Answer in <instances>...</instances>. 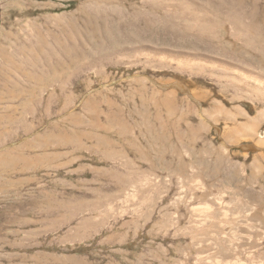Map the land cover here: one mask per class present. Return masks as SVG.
Instances as JSON below:
<instances>
[{
	"label": "rangeland",
	"instance_id": "374dc122",
	"mask_svg": "<svg viewBox=\"0 0 264 264\" xmlns=\"http://www.w3.org/2000/svg\"><path fill=\"white\" fill-rule=\"evenodd\" d=\"M222 71L264 80V0H0V264H264V96Z\"/></svg>",
	"mask_w": 264,
	"mask_h": 264
},
{
	"label": "bare ground",
	"instance_id": "6f19581e",
	"mask_svg": "<svg viewBox=\"0 0 264 264\" xmlns=\"http://www.w3.org/2000/svg\"><path fill=\"white\" fill-rule=\"evenodd\" d=\"M180 65L182 64L183 66H191L190 64H188L187 62L180 60ZM203 65V64H202ZM244 72V71H243ZM230 73L227 71H222V72H217L219 76L224 77V78H228V79H232L240 83H246L250 86L251 90L256 92L255 95L258 94L259 95H263L264 96V80L262 79V81L259 80V78L257 80L259 81H251V83L249 82V80H251L249 78V76L244 75V73ZM247 73V72H246ZM251 77V76H250ZM254 79H256V76H254ZM234 81V82H235ZM262 96V97H263ZM260 137L264 136V130H262L260 132ZM264 145V139H261L258 141V145ZM200 211L203 214V219L205 220V222L207 223V225H209L211 231H213L214 229V233L215 236L220 237L221 234V224L222 223H229V219L233 224H236V218L235 217H231L230 218V213L228 211H221V209L217 206V205H211V206H206L202 209H200ZM234 213H238V211L236 212L234 210ZM239 214V213H238ZM204 227V225H202ZM203 232V231H202ZM234 235L232 236V238L237 236V231H234ZM222 250H216V253ZM216 257H219L218 255H216ZM215 261H219L218 259ZM234 264H239V262H234Z\"/></svg>",
	"mask_w": 264,
	"mask_h": 264
}]
</instances>
